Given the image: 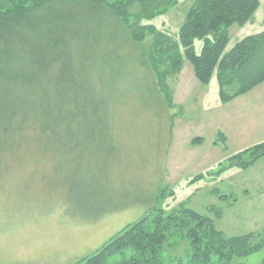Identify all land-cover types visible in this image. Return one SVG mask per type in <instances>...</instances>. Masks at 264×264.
<instances>
[{"label": "rangeland", "instance_id": "obj_1", "mask_svg": "<svg viewBox=\"0 0 264 264\" xmlns=\"http://www.w3.org/2000/svg\"><path fill=\"white\" fill-rule=\"evenodd\" d=\"M193 2L178 0L149 23L156 35L142 43L110 13L73 4L38 14L39 37L27 39L25 30L22 42L5 37L0 264H86L154 208L165 215L193 210L227 237L262 233L264 157L246 169L227 160L264 142V82L221 104L215 75L202 85L183 60L164 81L170 109L148 64L156 39L177 41ZM242 27L229 29L225 52ZM171 242L176 247H166L164 259H183L187 244ZM232 264H264V247Z\"/></svg>", "mask_w": 264, "mask_h": 264}, {"label": "trees", "instance_id": "obj_2", "mask_svg": "<svg viewBox=\"0 0 264 264\" xmlns=\"http://www.w3.org/2000/svg\"><path fill=\"white\" fill-rule=\"evenodd\" d=\"M177 3L178 0H113L112 3L108 0H0V45L3 44L0 48L7 47L8 35L22 42L23 30L27 39L39 37L43 23L38 14L47 13L55 4H73L74 9L81 7L95 14L108 12L133 42L142 43L148 36L156 35V28L149 23ZM257 8V0H194L178 28L177 41L168 43L166 38L156 39L147 52V60L168 108L173 109V104L164 81L168 75L179 73L183 60L190 63L195 79L202 85H207L215 75L221 104L264 82V32L240 40L225 52L230 40L229 29L248 23ZM4 56L5 52L0 51V58ZM217 139L223 145L226 143L221 133ZM201 141V138L194 139L192 144ZM263 157L264 142L227 161L246 169ZM201 178L203 175H197L194 180ZM216 216L220 215L216 213ZM172 240L174 244L177 240L187 244L183 259H164L166 247H176ZM263 247L264 230L261 234L227 237L216 229L211 218L193 210L181 207L176 213L165 215L154 208L153 212L125 226L84 262L105 264L120 256V264H232L234 259L258 253Z\"/></svg>", "mask_w": 264, "mask_h": 264}, {"label": "crops", "instance_id": "obj_3", "mask_svg": "<svg viewBox=\"0 0 264 264\" xmlns=\"http://www.w3.org/2000/svg\"><path fill=\"white\" fill-rule=\"evenodd\" d=\"M257 1H258V9L254 13L253 18L247 24H245L242 28H237V30H236V34H237L236 37L239 41L246 38V37L254 36V35H257L259 33L264 32V0H257ZM231 29L232 28H230V30ZM230 30H229V34H230ZM239 41H237V42H239ZM236 43H234L231 47H229V50ZM229 50H227V51H229Z\"/></svg>", "mask_w": 264, "mask_h": 264}]
</instances>
